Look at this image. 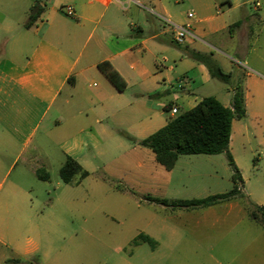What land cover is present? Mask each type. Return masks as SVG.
<instances>
[{"label": "crops", "instance_id": "crops-1", "mask_svg": "<svg viewBox=\"0 0 264 264\" xmlns=\"http://www.w3.org/2000/svg\"><path fill=\"white\" fill-rule=\"evenodd\" d=\"M35 5L42 12L26 27ZM66 6H72L73 15ZM165 19L190 24L184 44L171 43L172 27ZM192 52L210 56L222 68L233 60L232 53L239 54L247 66L246 87L261 81L264 0H0V185L19 158L23 171L47 182L38 169L52 163L61 168L71 156L89 172L77 177L78 184L93 176L99 184L120 183L144 195L183 199L168 193L181 157L192 154L180 155L168 170L138 141L167 124L168 104L184 111L208 96L196 91L215 77ZM102 61H110L123 76V90L100 70ZM89 78L98 81L91 91ZM232 101L222 103L231 106ZM243 192L247 201L264 205L250 186L244 185ZM30 196L18 180L5 191L0 264H109L89 260L86 242L68 244L71 190L64 187L48 210L34 207ZM150 218L161 226L158 232L167 229L163 216L152 212ZM146 231L158 244L157 232ZM123 264L133 263L124 259Z\"/></svg>", "mask_w": 264, "mask_h": 264}, {"label": "rangeland", "instance_id": "rangeland-1", "mask_svg": "<svg viewBox=\"0 0 264 264\" xmlns=\"http://www.w3.org/2000/svg\"><path fill=\"white\" fill-rule=\"evenodd\" d=\"M169 39L176 45L171 35ZM212 52L221 56L216 49ZM232 55L233 60L228 59L229 64L223 65L225 71H232V83L213 78L196 91L199 97L214 95L228 103L233 87L241 83L246 87L247 66L239 54ZM260 71L262 80L246 87L247 115L234 119L229 150L241 170L244 185L264 199V67ZM97 85L96 79L89 78L86 89L91 91ZM23 168V159L19 158L0 185V205L12 180L22 182L31 191L34 207L47 210L67 187L73 196L66 208L71 211L66 226L72 235L68 244L86 242L89 260L109 264L120 260L119 264H123L124 259L133 264H264V225L249 217V204L244 197L223 200L210 207L164 206L146 200V195L136 189L99 184L93 176L81 184H65L56 163L38 169V174L48 176L47 182H38L34 172ZM173 173L168 193L171 197L204 198L233 188V170L225 153L184 155ZM120 194L128 199H120ZM56 208H60L58 202ZM152 212L167 219L163 232H158L161 226L150 218ZM146 230L157 232L156 247L148 242H134L140 233L149 234Z\"/></svg>", "mask_w": 264, "mask_h": 264}, {"label": "trees", "instance_id": "trees-1", "mask_svg": "<svg viewBox=\"0 0 264 264\" xmlns=\"http://www.w3.org/2000/svg\"><path fill=\"white\" fill-rule=\"evenodd\" d=\"M42 8L35 5L26 22V27H30L39 17ZM239 23H236L238 25ZM192 56L203 62L212 75V77L231 84L232 72H226L210 56L192 52ZM100 70L109 78V80L119 89L123 90L126 81L119 71L110 61H102L98 64ZM233 89V101L231 106L224 105L216 96L208 95L203 97L193 108L178 112L175 116H168L166 125L138 141L139 144L150 148L156 160L166 169L174 168L178 158L183 154H220L225 153L232 167L233 188L224 193L209 195L204 198L177 199L169 200L166 198L146 195L149 201H157L170 206L183 207H209L223 200L235 197H244L243 192L244 179L240 168L236 164L232 153L229 150L233 120L243 118L247 115L246 101L243 85L237 84ZM172 104L165 107L169 111ZM126 134V133H125ZM126 136L130 137L128 134ZM134 140L133 137H130ZM89 172L71 156H68L60 168V176L65 183L78 182L88 176ZM41 178L47 177L39 174ZM117 187L122 190H128V187L120 183ZM248 214L251 219L264 225V205H257L248 200ZM253 207V208H250ZM135 243L148 242L154 247L156 240L150 235L140 233L134 240ZM14 261H18L15 259Z\"/></svg>", "mask_w": 264, "mask_h": 264}, {"label": "built area", "instance_id": "built-area-1", "mask_svg": "<svg viewBox=\"0 0 264 264\" xmlns=\"http://www.w3.org/2000/svg\"><path fill=\"white\" fill-rule=\"evenodd\" d=\"M66 13L68 15L74 14V9L72 8V6H66ZM188 15L189 17H194L193 12H189ZM165 20L172 27L174 41L179 44H184L187 41L188 36L191 35L190 24L189 23L177 24L169 19H165ZM170 112H171V116H175L176 114H178L179 109L177 106H172Z\"/></svg>", "mask_w": 264, "mask_h": 264}]
</instances>
